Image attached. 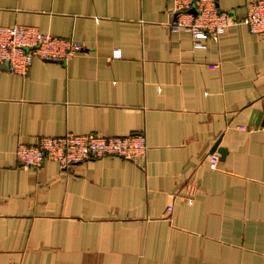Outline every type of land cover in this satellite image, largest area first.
<instances>
[{
	"label": "crops",
	"instance_id": "0c3cea01",
	"mask_svg": "<svg viewBox=\"0 0 264 264\" xmlns=\"http://www.w3.org/2000/svg\"><path fill=\"white\" fill-rule=\"evenodd\" d=\"M217 2L241 16L248 0ZM171 9L0 0V26L82 46L0 68V264H264V36L233 24L194 47ZM68 132L143 133L146 154L19 166L18 143Z\"/></svg>",
	"mask_w": 264,
	"mask_h": 264
},
{
	"label": "built area",
	"instance_id": "2783aa9c",
	"mask_svg": "<svg viewBox=\"0 0 264 264\" xmlns=\"http://www.w3.org/2000/svg\"><path fill=\"white\" fill-rule=\"evenodd\" d=\"M167 23L171 31H186L194 38V47L203 48V40L217 41L233 24L246 26L250 33L264 36V0H248L245 13L220 9L217 0H171ZM82 46L67 37L43 34L34 26L15 24L0 26V68L25 76L34 59L66 62L80 52ZM115 49L112 58H119ZM210 68L215 64L209 65ZM242 129L244 126L241 127ZM147 150L143 133L128 136H103L96 133H65L57 137H41L36 144L18 143L16 159L21 168L36 169L45 158L61 168L104 156L143 159ZM171 206H168V210Z\"/></svg>",
	"mask_w": 264,
	"mask_h": 264
},
{
	"label": "water",
	"instance_id": "95a60500",
	"mask_svg": "<svg viewBox=\"0 0 264 264\" xmlns=\"http://www.w3.org/2000/svg\"><path fill=\"white\" fill-rule=\"evenodd\" d=\"M253 124H254V125H258L259 123H258V122H254ZM219 142H220V139H218V140L215 142V144H214L213 147L211 148L210 152L213 153V152L216 151L217 153L220 154L221 159H223V157L225 156L227 150H226L225 148H223V147H218Z\"/></svg>",
	"mask_w": 264,
	"mask_h": 264
}]
</instances>
